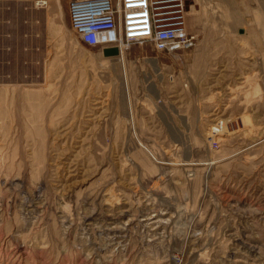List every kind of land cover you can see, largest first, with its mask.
Masks as SVG:
<instances>
[{
    "label": "rangeland",
    "instance_id": "1",
    "mask_svg": "<svg viewBox=\"0 0 264 264\" xmlns=\"http://www.w3.org/2000/svg\"><path fill=\"white\" fill-rule=\"evenodd\" d=\"M32 1L0 8V264H264V34L192 0V48L104 57Z\"/></svg>",
    "mask_w": 264,
    "mask_h": 264
},
{
    "label": "built area",
    "instance_id": "2",
    "mask_svg": "<svg viewBox=\"0 0 264 264\" xmlns=\"http://www.w3.org/2000/svg\"><path fill=\"white\" fill-rule=\"evenodd\" d=\"M32 5L44 8L47 0ZM65 8L69 31L100 51L147 42L172 56L192 48L198 37L187 28L186 0H65Z\"/></svg>",
    "mask_w": 264,
    "mask_h": 264
},
{
    "label": "crops",
    "instance_id": "3",
    "mask_svg": "<svg viewBox=\"0 0 264 264\" xmlns=\"http://www.w3.org/2000/svg\"><path fill=\"white\" fill-rule=\"evenodd\" d=\"M190 1L192 0H186L187 28L189 31L202 36L206 26L204 27L203 22H200L198 18H191L189 16L188 6H190ZM210 2L213 8H217L216 10L218 12L220 11L222 15L228 18V24L226 26L228 29L226 31L243 33L246 49H251L253 47L254 34H264V0H210ZM13 6L23 7V0H0V8L4 11H8L10 8L13 9ZM32 8L36 10L41 9ZM57 8H59V4H57ZM2 21L4 25L13 23V21L8 18H4ZM262 50L264 51V46L258 45V52Z\"/></svg>",
    "mask_w": 264,
    "mask_h": 264
},
{
    "label": "water",
    "instance_id": "4",
    "mask_svg": "<svg viewBox=\"0 0 264 264\" xmlns=\"http://www.w3.org/2000/svg\"><path fill=\"white\" fill-rule=\"evenodd\" d=\"M101 52L104 57L114 56L117 54V49L115 47L104 48Z\"/></svg>",
    "mask_w": 264,
    "mask_h": 264
},
{
    "label": "bare ground",
    "instance_id": "5",
    "mask_svg": "<svg viewBox=\"0 0 264 264\" xmlns=\"http://www.w3.org/2000/svg\"><path fill=\"white\" fill-rule=\"evenodd\" d=\"M121 49V48H120ZM121 50H119V52H120ZM119 52H117V54L116 55H119ZM116 55H114V56H116Z\"/></svg>",
    "mask_w": 264,
    "mask_h": 264
}]
</instances>
